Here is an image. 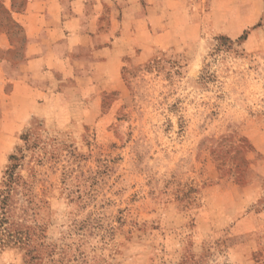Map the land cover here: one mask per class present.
Instances as JSON below:
<instances>
[{
  "label": "rangeland",
  "instance_id": "rangeland-1",
  "mask_svg": "<svg viewBox=\"0 0 264 264\" xmlns=\"http://www.w3.org/2000/svg\"><path fill=\"white\" fill-rule=\"evenodd\" d=\"M95 1L80 67L0 102V264H264V0Z\"/></svg>",
  "mask_w": 264,
  "mask_h": 264
},
{
  "label": "crops",
  "instance_id": "crops-1",
  "mask_svg": "<svg viewBox=\"0 0 264 264\" xmlns=\"http://www.w3.org/2000/svg\"><path fill=\"white\" fill-rule=\"evenodd\" d=\"M89 1L28 0L22 12H13L24 32L22 60L14 67L6 59L0 61L1 103L19 99L28 85L39 89L45 87L44 80L65 77L72 64L80 67L76 59L85 46L82 39L87 37V31L94 32L98 22L99 8L96 4L86 5ZM0 49H12L7 36L0 35ZM91 50L94 54L107 51ZM24 77L32 81L26 83ZM7 83L11 84L10 94L4 93Z\"/></svg>",
  "mask_w": 264,
  "mask_h": 264
}]
</instances>
